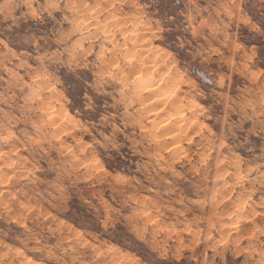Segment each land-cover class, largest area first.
<instances>
[{
	"label": "rangeland",
	"instance_id": "rangeland-1",
	"mask_svg": "<svg viewBox=\"0 0 264 264\" xmlns=\"http://www.w3.org/2000/svg\"><path fill=\"white\" fill-rule=\"evenodd\" d=\"M0 264H264V0H0Z\"/></svg>",
	"mask_w": 264,
	"mask_h": 264
},
{
	"label": "bare ground",
	"instance_id": "bare-ground-1",
	"mask_svg": "<svg viewBox=\"0 0 264 264\" xmlns=\"http://www.w3.org/2000/svg\"><path fill=\"white\" fill-rule=\"evenodd\" d=\"M91 13V12H90ZM143 32V31H142ZM108 40V39H107ZM144 40V39H143ZM145 42V41H144ZM150 42V41H149ZM143 45V44H142ZM145 47V46H144ZM148 48V47H147ZM157 48V47H156ZM152 50V49H151ZM144 52V51H143ZM147 53V52H146ZM145 54V53H144ZM155 55V54H154ZM137 61V60H136ZM150 61V60H149ZM155 65V64H154ZM158 65V64H157ZM154 67V66H153ZM148 68V67H147ZM148 70H149V68H148ZM151 70V69H150ZM146 71V70H145ZM158 71V70H157ZM149 72V71H148ZM140 74V73H139ZM170 80V79H169ZM174 81V80H173ZM172 81V82H173ZM177 82V81H176ZM162 84V83H161ZM150 88V87H149ZM170 90V89H169ZM161 93V92H160ZM165 94V93H164ZM166 97H167V95H165L164 96V98L166 99ZM154 99V98H153ZM170 99V98H169ZM168 100V99H167ZM163 102H165V101H163ZM168 102V101H167ZM173 104V103H172ZM171 104V105H172ZM176 105V104H175ZM185 105V104H184ZM169 106V105H168ZM196 109V108H195ZM183 111V110H182ZM201 116V115H200ZM170 121V120H169ZM182 123V122H181ZM161 126V125H160ZM177 128V127H176ZM179 128V127H178ZM158 131V130H157ZM178 133V132H177ZM180 133V132H179ZM167 144V143H166ZM176 154H178V153H176ZM183 154V153H182ZM179 155V154H178ZM173 156H174V154H173ZM175 158H176V156H174Z\"/></svg>",
	"mask_w": 264,
	"mask_h": 264
}]
</instances>
